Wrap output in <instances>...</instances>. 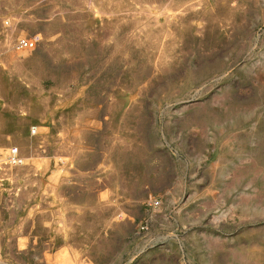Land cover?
<instances>
[{"label":"rangeland","instance_id":"obj_1","mask_svg":"<svg viewBox=\"0 0 264 264\" xmlns=\"http://www.w3.org/2000/svg\"><path fill=\"white\" fill-rule=\"evenodd\" d=\"M0 264H264V0H0Z\"/></svg>","mask_w":264,"mask_h":264},{"label":"built area","instance_id":"obj_2","mask_svg":"<svg viewBox=\"0 0 264 264\" xmlns=\"http://www.w3.org/2000/svg\"><path fill=\"white\" fill-rule=\"evenodd\" d=\"M3 23H7V20L4 19ZM37 38L38 37L36 35H33V36L18 35L14 38L12 46L15 49L32 48L35 45ZM4 160L7 164H10V165L18 164L22 161L21 156H19L17 152L16 146H10L8 148ZM157 203H158L157 199L149 200V204L151 205H156Z\"/></svg>","mask_w":264,"mask_h":264}]
</instances>
